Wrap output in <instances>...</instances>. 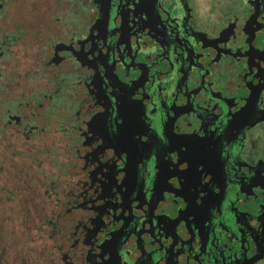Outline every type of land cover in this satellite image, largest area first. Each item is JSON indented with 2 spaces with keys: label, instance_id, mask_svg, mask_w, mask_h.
I'll list each match as a JSON object with an SVG mask.
<instances>
[{
  "label": "flooded vegetation",
  "instance_id": "af4514ba",
  "mask_svg": "<svg viewBox=\"0 0 264 264\" xmlns=\"http://www.w3.org/2000/svg\"><path fill=\"white\" fill-rule=\"evenodd\" d=\"M0 264H264V0H0Z\"/></svg>",
  "mask_w": 264,
  "mask_h": 264
}]
</instances>
